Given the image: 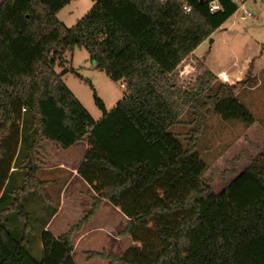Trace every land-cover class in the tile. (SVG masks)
<instances>
[{"label":"trees","instance_id":"1","mask_svg":"<svg viewBox=\"0 0 264 264\" xmlns=\"http://www.w3.org/2000/svg\"><path fill=\"white\" fill-rule=\"evenodd\" d=\"M74 1L0 0V202L16 162L25 170L24 186L0 215V264H75L73 237L103 201L129 220L120 235L135 244L117 257L91 254L110 264H264V150L216 195L194 144L184 146L169 132L190 103L223 121L255 123L235 93L244 81L218 84L202 68L192 83L188 73L187 61L239 5L218 0L221 10L211 14L216 0H92L93 9L68 29L57 16ZM76 50L125 86L111 112L94 94L103 114L98 122L63 82L71 73L94 91L66 68ZM26 113L31 139L23 132ZM200 128L199 122L190 139ZM81 143L87 150L77 174L95 195L91 211L59 236L43 230V259L36 262L25 239L10 232L7 215L17 213L27 230L21 195L44 186L38 173L45 146L66 152Z\"/></svg>","mask_w":264,"mask_h":264},{"label":"rangeland","instance_id":"2","mask_svg":"<svg viewBox=\"0 0 264 264\" xmlns=\"http://www.w3.org/2000/svg\"><path fill=\"white\" fill-rule=\"evenodd\" d=\"M94 5L92 0H75L60 11L57 17L68 29H72L93 9ZM239 7L237 13L196 50V57L187 61L188 73L193 83L197 74L205 68L218 76V84L233 86L238 83L237 79L233 78L229 81L223 76L245 72L244 78L241 79L244 82L237 85L235 93L239 102L253 115L255 123L246 126L239 121H223L211 111L199 110V105L190 103L181 116L180 123L169 130L170 133L178 136L184 146L194 144L197 154L207 166L203 180L216 195L233 182L264 150V0H247L244 8L241 4ZM67 61L66 68L72 65L71 67L93 86L94 91L89 84L77 79L71 73L63 76L66 87L94 121L98 122L103 118L102 112L95 104L94 94L103 102L107 112L113 111L123 101L125 86L113 82L105 72L95 70V64L91 62L85 50H76L73 55L68 54ZM56 72L62 74L63 69L57 67ZM208 95V91L203 93L200 98L201 104H205ZM198 118L201 120L197 122ZM199 122L201 133L196 140H192L189 133L197 130ZM23 127V132L28 130L31 139V118L28 113L24 116ZM46 148L55 154L56 149L53 146ZM42 159L43 168H57L58 162L55 159V163L50 162L46 157ZM15 165L18 170L13 173L6 186V198L0 202V215L13 203L11 194L24 186L25 170L19 168L17 162ZM55 174L51 173L53 176ZM45 176L44 172L38 173V178L41 180L47 179ZM66 179L63 176L62 179H58L57 185L47 189H35L21 195L20 204L29 218L27 230L17 213L7 215L10 232L18 240L25 239L26 249L36 262H41L43 259L41 241L43 230L59 235L64 231L67 232L78 222V211L75 213L71 210L70 214L69 210L63 212L45 229L58 210L60 191ZM87 202H91L90 197ZM108 208L116 210L113 205ZM89 210L91 211V208ZM88 213L89 211H86L84 216ZM101 221L102 216L97 215L88 228L99 225ZM117 223L115 226L117 229H124V224L120 220ZM116 239V236H110L104 231L92 233L75 251V264H110V260L93 257L91 254L106 253L117 257L135 246L130 236L122 242H116Z\"/></svg>","mask_w":264,"mask_h":264},{"label":"crops","instance_id":"3","mask_svg":"<svg viewBox=\"0 0 264 264\" xmlns=\"http://www.w3.org/2000/svg\"><path fill=\"white\" fill-rule=\"evenodd\" d=\"M196 53V52H195ZM72 64V63H71ZM72 66V65H71ZM245 72L231 75H224L223 78L225 80L232 81V79H237L238 82L244 78ZM242 76V78H240ZM218 77V76H217ZM240 80V81H239ZM120 85V84H119ZM123 88V86H121ZM49 145L45 146V150L47 153L46 158L53 163L54 159L57 161L58 166L57 168H43L41 167L40 173H46V178L44 180L39 179L41 182L44 183L43 189H47L51 186L57 185L59 183L58 179H62L64 176L65 182L60 191V202L59 207L55 215L52 217V220L46 225L45 229H47L53 221H55L60 215L65 213V211H74L77 213L78 211V221L85 217V212L90 211L89 209L92 206V199L95 196L94 193L91 191L89 186L78 176L77 174V167L83 159V156L87 150V144L81 143L76 145L66 151L67 154H62L64 151L57 150L55 154L52 153L48 148ZM58 151L60 153H58ZM59 154L58 156L56 155ZM51 173H56L54 176ZM51 175V176H50ZM86 196V197H85ZM90 197L91 202H87V199ZM110 203L107 201H103L101 205L98 207L97 211L95 212L94 217L91 221H94L97 218V215L102 216V221L99 225L91 226L88 228V224H86L81 232L76 233L73 237V244H74V254L75 251L80 247L82 242L87 239L92 233L94 232H106L110 236H116V242H122L127 236H121V232L126 228L128 225L129 220L116 208V210L108 208L110 207ZM89 208V209H88ZM70 212V214L72 213ZM77 218V217H76ZM118 220H120L124 224V229H117L115 226L118 224ZM64 233H66L64 231ZM62 233V234H64ZM55 236H59L54 234Z\"/></svg>","mask_w":264,"mask_h":264},{"label":"built area","instance_id":"4","mask_svg":"<svg viewBox=\"0 0 264 264\" xmlns=\"http://www.w3.org/2000/svg\"><path fill=\"white\" fill-rule=\"evenodd\" d=\"M231 2L235 3V4H241L242 5V8H244V4L246 2V0H230ZM240 9V7H239ZM183 10L186 12V13H191L192 9L188 6H184L183 7ZM219 10H221V5L220 3L218 2V0L216 1H213L209 4V11L211 14L213 13H216L218 12Z\"/></svg>","mask_w":264,"mask_h":264},{"label":"water","instance_id":"5","mask_svg":"<svg viewBox=\"0 0 264 264\" xmlns=\"http://www.w3.org/2000/svg\"><path fill=\"white\" fill-rule=\"evenodd\" d=\"M211 43H212V41H211Z\"/></svg>","mask_w":264,"mask_h":264}]
</instances>
